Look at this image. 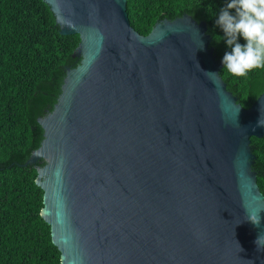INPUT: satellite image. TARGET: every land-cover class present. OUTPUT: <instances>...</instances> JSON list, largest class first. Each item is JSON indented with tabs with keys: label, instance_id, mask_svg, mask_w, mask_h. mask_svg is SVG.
<instances>
[{
	"label": "water",
	"instance_id": "95a60500",
	"mask_svg": "<svg viewBox=\"0 0 264 264\" xmlns=\"http://www.w3.org/2000/svg\"><path fill=\"white\" fill-rule=\"evenodd\" d=\"M44 2L79 38L24 163L38 164L60 264H264L250 149L264 91L237 103L205 22L187 14L141 35L126 0ZM258 210L259 227L247 220Z\"/></svg>",
	"mask_w": 264,
	"mask_h": 264
},
{
	"label": "trees",
	"instance_id": "16d2710c",
	"mask_svg": "<svg viewBox=\"0 0 264 264\" xmlns=\"http://www.w3.org/2000/svg\"><path fill=\"white\" fill-rule=\"evenodd\" d=\"M228 2L126 0V12L130 26L141 35L156 22L182 14L204 21L209 46L222 61L231 49L215 21ZM78 42L77 34L59 33L44 0H0V264H60L50 227L40 216L43 192L34 182L38 164L24 163L42 139L36 119L56 102L65 67L79 62L72 55ZM238 42L245 43L242 37ZM219 75L242 107L264 91V68L238 77L222 65ZM250 149L251 169L264 196V135L250 137Z\"/></svg>",
	"mask_w": 264,
	"mask_h": 264
},
{
	"label": "clouds",
	"instance_id": "9594fccd",
	"mask_svg": "<svg viewBox=\"0 0 264 264\" xmlns=\"http://www.w3.org/2000/svg\"><path fill=\"white\" fill-rule=\"evenodd\" d=\"M215 23L222 29L223 39L231 49L222 57L223 68L228 73L243 77L253 69L264 68V0H229L220 9ZM239 37L244 39V44L238 42ZM200 48H203L202 40ZM258 123L264 126V119ZM247 220L259 227V210L249 213ZM255 243L258 250L264 248V232Z\"/></svg>",
	"mask_w": 264,
	"mask_h": 264
}]
</instances>
